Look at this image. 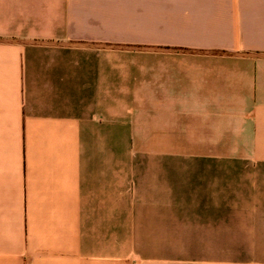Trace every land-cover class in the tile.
Instances as JSON below:
<instances>
[{
  "label": "crops",
  "instance_id": "crops-1",
  "mask_svg": "<svg viewBox=\"0 0 264 264\" xmlns=\"http://www.w3.org/2000/svg\"><path fill=\"white\" fill-rule=\"evenodd\" d=\"M0 264H264V0H0Z\"/></svg>",
  "mask_w": 264,
  "mask_h": 264
}]
</instances>
